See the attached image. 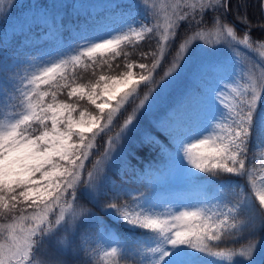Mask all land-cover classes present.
<instances>
[{
  "label": "snow or ice",
  "instance_id": "6c2138e0",
  "mask_svg": "<svg viewBox=\"0 0 264 264\" xmlns=\"http://www.w3.org/2000/svg\"><path fill=\"white\" fill-rule=\"evenodd\" d=\"M16 7L15 0H0V17L5 23L14 19ZM145 7L151 12L152 26L133 20L84 38L83 43L66 52L31 65L11 88L0 85V218L4 221L0 223V264H69L75 251L73 237L95 215L80 202L99 204L96 193L110 185L108 190L117 202H108L102 211L115 223L140 231L145 237L143 264H255L257 254L264 249V236L239 250L214 251L219 245L213 243L224 235L246 233L254 238L258 232L264 233V177L257 183L255 168L248 166L253 163L248 160L249 145L264 146V107L257 109L255 90L248 99L244 92L232 88L235 98L229 100L213 87L229 67L238 63L241 46L255 51L250 33L238 38L234 27L223 22L230 11V0H191L163 9L155 3H145ZM243 19L247 23L246 14ZM205 24L215 36L210 45L205 39ZM182 25L191 28L192 35L179 44L171 67L157 81L154 71ZM154 32L160 35V58L150 67L138 65L141 73L147 70L146 75L140 74L134 80V66L128 64L123 74L101 75L92 85L69 82V69L85 57L94 59L96 54L105 53L118 56L122 44ZM193 41L197 46L190 48ZM259 47L264 48V43ZM198 49L203 55L194 74L199 84L193 99L210 100L215 111L203 131L185 135L179 147L174 143L170 146L197 180L220 177L216 191L221 197L231 194L233 199L224 203L226 211L212 214L214 221L204 208L171 214L170 218H162V214L142 205H137L140 210L130 211L127 204L118 202L120 189L108 173L122 157L145 145L144 140L136 139L140 122L159 93L180 76ZM41 85L48 90H42ZM142 86L148 91L141 98ZM61 89H68L69 99L86 97L99 115L81 111L79 118H74L78 104L57 100ZM97 98H101L100 103ZM130 104L135 108L121 125L118 139L123 144L119 151L108 140L103 157L92 161L91 169L86 170L85 162L90 160L93 147L86 142V134L95 138L104 133ZM102 121L107 122L103 127ZM209 125L212 133L203 135ZM239 178L245 185L234 182ZM242 215L244 219H240ZM124 252L111 247L104 250V256L111 258V264H118L117 258Z\"/></svg>",
  "mask_w": 264,
  "mask_h": 264
},
{
  "label": "trees",
  "instance_id": "16d2710c",
  "mask_svg": "<svg viewBox=\"0 0 264 264\" xmlns=\"http://www.w3.org/2000/svg\"><path fill=\"white\" fill-rule=\"evenodd\" d=\"M148 1L150 0H15L17 7L13 11L14 19L5 23L4 18L0 17V85L7 84L11 88L18 82L19 77L27 71L26 66L38 58V54H35L36 47L43 46L42 50L46 53L66 50L83 43L82 39L101 35L115 23L134 16L135 9H140L138 14L142 15ZM178 2L181 3L180 0ZM242 4L246 7L241 8ZM122 5H127L125 13L118 10ZM245 14L247 23L243 19ZM223 22L234 27L238 38L250 33L255 51L244 50L241 46L238 63L229 67L226 75L218 84L214 83L213 87L229 100L235 98L232 88L244 92L248 99H251L255 90L257 109L264 107V48L259 47L264 43L263 0H230V11ZM153 23L152 20L150 25ZM204 30L207 32L205 39L210 45L215 39L213 29L205 24ZM191 35L192 29L186 25L178 29L174 42L166 47L165 57L161 58L160 66L154 71L157 81L171 67V60L178 52L179 44ZM190 46L196 47L197 42L193 41ZM159 48L160 35L157 32L145 34L142 39L133 38L131 42L120 46L118 56L113 57L111 53L99 54L94 59L86 58L83 67H71L68 71L69 82L74 80L75 84L87 86L97 82L101 75L114 77L123 74L128 64L136 69H139L140 63L150 67L156 58H160ZM221 53L224 54L223 50ZM186 65L191 71L197 68L194 61ZM188 83L187 80L185 84L182 82L176 85L173 95L163 103L164 107L145 116L136 134V139L144 140L145 145L134 148L130 155L122 157L119 165L108 173L114 186L120 189L118 202L127 204L130 211H138L140 209L137 205H142L161 213L165 209L192 202L194 206L200 205L207 209V215L214 221L216 217L212 214L226 211L224 203L233 199L231 194L221 197L216 191L220 177L206 176L197 180L193 174L182 186L170 182L176 167L175 161L179 157L173 152L171 143L179 147L185 135L203 131L215 111L208 99L194 101L193 94L199 81L196 79ZM67 91L68 89H61L57 97L65 95L68 98ZM147 91L143 86L140 88L141 98ZM133 108L135 104H130L126 111L122 110L118 114L112 128L103 136L104 145L100 146L99 142V150L91 154L86 170L91 169L92 161L102 157L107 147L106 142L115 138ZM210 131L211 125L203 135H208ZM263 153L264 146L258 143L249 145L248 160L253 163L248 166L255 168L257 183L264 174ZM234 182L245 185L243 178ZM110 186L96 193L99 204L80 202L95 215L88 218L79 234L73 237L75 251L69 264H111V258L104 256V250H110L111 247L125 250L123 256L117 258L118 264H143L146 249L142 241L145 237L140 231L115 223L102 211L108 202H117L113 192L108 190ZM244 218L243 215L240 216V219ZM262 236L264 233L259 232L254 238L246 233L224 235L220 241L213 242L219 245L214 251L239 250L248 243L258 242ZM259 260L264 264V249L257 254L255 262Z\"/></svg>",
  "mask_w": 264,
  "mask_h": 264
},
{
  "label": "rangeland",
  "instance_id": "374dc122",
  "mask_svg": "<svg viewBox=\"0 0 264 264\" xmlns=\"http://www.w3.org/2000/svg\"><path fill=\"white\" fill-rule=\"evenodd\" d=\"M78 1H82V0H78ZM178 0H150L147 2V4L150 6L152 3H155L157 4L158 7H160L161 9L163 8H167L168 5H171V4H175L177 3ZM180 2L183 4V2H191V0H180ZM127 5H122L118 8L119 12L120 13H125L124 12V8L126 7ZM145 8V11L142 15H139L138 14V11H140V9H135L133 12H134V16H131V17H127L125 19H123L122 21L120 22H117L115 23L114 25H112L111 27L108 28L107 31H110L114 28H118L120 27L121 25H124L126 24L127 22H132L133 20L136 21V22H139V21H143L145 24H147L148 26H151V22H152V17H151V12L148 10V8L144 7ZM161 24H163V19L161 18ZM138 39V38H137ZM76 46V45H75ZM73 46V47H75ZM42 47L43 46H38L36 47V53L35 54H38V58H35L30 64H28L26 66V70H28L30 68L31 65L33 64H37L40 62L41 59H48L49 56H55L56 54L58 53H61V52H66L68 49L66 50H61V51H54V52H49V53H46L45 50L43 51L42 50ZM191 47V46H189ZM99 55V54H96L95 57ZM87 57H85L83 60H82V63L80 64H77L76 66L78 67H83L84 64H85V59ZM201 58L202 56L200 55L199 51L194 53L192 55V57L189 58L188 60V63L187 64H190L194 61V64L196 65V67L199 66V64L201 63ZM92 59V58H91ZM134 73H136L137 75L134 76V80L135 79H138V76L140 74H147V70H145L143 73H141V70L140 69H136L135 67H133L131 69ZM195 71H191V68L188 66V65H185L183 71L180 73V76L177 77V79L173 82H171V84L167 85L160 93L159 95L157 96L156 100L153 102L152 106L149 108L148 112L145 114V116L149 115L150 113L152 112H155L157 109H159L160 107H164L163 103L165 102V100H168L172 95L173 93L175 92V89L174 87L178 84H181L183 82V84L186 83V81L188 80L190 84L191 82H194L196 80L195 76ZM99 81V80H98ZM97 81V82H98ZM96 83V81H95ZM94 83V84H95ZM101 83V86L103 84V82H100ZM142 83V82H141ZM121 90L123 89V86L122 85H119L118 86ZM41 89L42 90H48L47 89V86L45 85H41ZM103 99H107L106 97H104ZM46 100H50V97H47ZM57 100H64V101H67L69 103H75V104H78V107H77V110L73 113V117L74 118H79V114L81 111H85L86 114H91V115H99V112L98 110L96 109L95 105H92L88 100L87 98L85 97V99L83 100H80L76 97H73L71 99L67 98L65 95H63L61 98H58L57 97ZM101 102V98H97V103H100ZM110 103H112L113 105H115V101H111ZM107 111V109L105 110ZM118 116V115H117ZM86 118H87V115H86ZM117 117L114 118V121L112 123L111 126H109L108 129L105 130L104 133H101L99 135H97L95 138H92L91 134H86L87 135V140L86 142H91L93 147L92 149L90 150V156L93 152H96L97 150H99L98 146H99V142H101L100 146H103V136L112 128V126L114 125V122L116 120ZM50 123V122H49ZM107 122L106 121H102L101 122V126L103 127ZM216 122L214 121L213 124H215ZM94 131H96V129H94ZM120 131H121V128H120ZM119 131V132H120ZM115 136L114 139H112L113 141V145L112 147L115 148L117 151H119L120 147L122 146L123 144V141L119 140L118 139V136H119V133ZM212 133V131H210L208 133V135H210ZM77 138L76 137H73V140L75 141ZM101 151V150H100ZM100 154V153H98ZM104 155V154H103ZM103 155H101L103 157ZM264 155V153H263ZM88 164V161L85 162V167L87 166ZM175 171H174V174L173 176L171 177L170 179V182L173 184V185H178V186H182L184 184L187 183L188 181V178L191 177L193 175V173H190L186 167L181 163V160H180V157L177 158V160L175 161ZM261 177H264V174L261 175ZM260 177V178H261ZM260 180V179H259ZM259 183V181H258ZM195 208H201L200 205H192V202L191 203H187V204H184L183 206H179L177 208H171L169 210H163L161 213H157V214H162V218H170V215L171 214H178L179 212H182V211H185V210H193ZM31 211V210H29ZM155 211V210H154ZM156 212V211H155ZM3 219L0 218V223H3ZM63 235V234H62ZM262 263V260H259L258 262H255V264H261Z\"/></svg>",
  "mask_w": 264,
  "mask_h": 264
},
{
  "label": "water",
  "instance_id": "95a60500",
  "mask_svg": "<svg viewBox=\"0 0 264 264\" xmlns=\"http://www.w3.org/2000/svg\"><path fill=\"white\" fill-rule=\"evenodd\" d=\"M263 15H264V0H263Z\"/></svg>",
  "mask_w": 264,
  "mask_h": 264
}]
</instances>
